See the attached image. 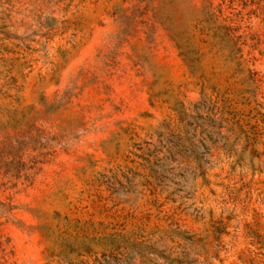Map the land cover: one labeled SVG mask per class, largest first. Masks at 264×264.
<instances>
[{
    "label": "rangeland",
    "instance_id": "374dc122",
    "mask_svg": "<svg viewBox=\"0 0 264 264\" xmlns=\"http://www.w3.org/2000/svg\"><path fill=\"white\" fill-rule=\"evenodd\" d=\"M232 1L241 52L164 6L185 61L138 0H0V106L48 121L0 170V264H264V0Z\"/></svg>",
    "mask_w": 264,
    "mask_h": 264
},
{
    "label": "trees",
    "instance_id": "16d2710c",
    "mask_svg": "<svg viewBox=\"0 0 264 264\" xmlns=\"http://www.w3.org/2000/svg\"><path fill=\"white\" fill-rule=\"evenodd\" d=\"M139 6L149 7L154 19L164 29L171 40L179 48L183 60H187L186 51L176 41L175 29L171 22L170 13L165 12L164 6L170 0H138ZM235 7L232 0H220L214 3L207 0L205 11V43L218 50L223 47V41L241 52L240 20L235 16ZM241 57V56H240ZM44 107V105H42ZM47 113L33 105L27 106H0V170H7L16 176L20 168L14 164L22 162L24 151L29 146L36 132L45 127ZM47 126V125H46ZM6 173V172H5Z\"/></svg>",
    "mask_w": 264,
    "mask_h": 264
}]
</instances>
